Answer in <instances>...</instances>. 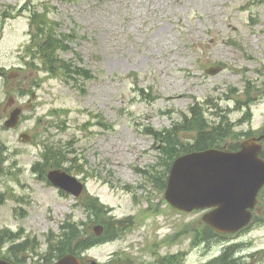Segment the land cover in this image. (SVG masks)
<instances>
[{
	"label": "rangeland",
	"instance_id": "rangeland-1",
	"mask_svg": "<svg viewBox=\"0 0 264 264\" xmlns=\"http://www.w3.org/2000/svg\"><path fill=\"white\" fill-rule=\"evenodd\" d=\"M28 5L38 11L54 8L52 20L60 23V32L75 38L60 58L71 61L72 69L90 71V79L64 71L49 77L41 60L25 67L32 28L29 13L18 10ZM215 65L225 69L215 71ZM210 68L213 74L207 73ZM0 69V144L9 151L3 169L19 179L0 180V192L14 196L6 195L0 205V231L37 236L46 253L43 234L50 229L58 234L69 215L86 227L101 220L109 231L111 218L126 220L129 225L119 234L87 254L101 264L120 257V264H141L148 254H168L167 245L158 251L153 246L179 229L185 231V243L171 252L188 251L203 238L195 231L202 213L174 212L165 201L163 178L158 175L156 182L155 177L164 172L167 159V167L171 164V149H162L163 139L146 129H172L195 106L203 108L204 120L186 125L179 147L196 143L198 128L211 132L219 123L232 146L264 130V0H0ZM24 86L36 96L33 110L25 112L33 119L5 130L9 112L31 98L32 92L18 93ZM23 132L34 141L21 142ZM43 145L77 159V172L70 173L100 204L87 210L33 173V164L44 158ZM161 154L163 166L158 165ZM260 209L261 219L264 204L263 213ZM183 224L192 226L184 230ZM227 244L201 242L186 264L206 262ZM229 244L245 250L237 256L263 253L264 222Z\"/></svg>",
	"mask_w": 264,
	"mask_h": 264
},
{
	"label": "water",
	"instance_id": "water-1",
	"mask_svg": "<svg viewBox=\"0 0 264 264\" xmlns=\"http://www.w3.org/2000/svg\"><path fill=\"white\" fill-rule=\"evenodd\" d=\"M18 113L8 125L14 126ZM261 148L253 140L242 145L237 153L219 150L192 153L179 158L171 171L166 198L180 210L218 207L205 219L220 231H234L250 218L246 211L254 207L264 186V161L259 158ZM52 182L79 195L83 186L76 178L61 171L50 174ZM0 264H8L0 260ZM57 264H81L73 256H66Z\"/></svg>",
	"mask_w": 264,
	"mask_h": 264
},
{
	"label": "trees",
	"instance_id": "trees-1",
	"mask_svg": "<svg viewBox=\"0 0 264 264\" xmlns=\"http://www.w3.org/2000/svg\"><path fill=\"white\" fill-rule=\"evenodd\" d=\"M31 28L32 40L26 49L27 60L24 62L25 65L33 67L34 63L41 60V65L49 74L53 76H61L62 71H64V75L70 76L71 78L75 76H83L86 79H90L91 76L89 72H85L77 68L72 69V63L62 61L59 57L61 52L69 49L68 46H66V42L71 38L70 36L60 32V25L58 22L52 21L44 13L34 12L31 17ZM31 58L33 61L28 62ZM203 120L204 119L201 113L193 110L192 119L186 118L183 124L175 126L173 130L169 131L165 135V138L172 150H181L180 152H172L170 154L172 157L171 164L180 154L193 150L207 149L215 145L218 146L223 142L224 138H227V132L222 125L215 127L211 132L206 131L204 128H198L200 132L198 133V137L195 139L196 143L179 147L181 141L179 139V135L184 130L186 125L190 123L194 124L202 122ZM171 164L168 165L167 169H170ZM89 245L90 240L86 239L84 235H81L78 231V227L74 226L70 234L59 241V245L56 246V253L77 254L81 247L88 248L90 247ZM21 248V245L14 246L10 248V253L17 254L18 250Z\"/></svg>",
	"mask_w": 264,
	"mask_h": 264
},
{
	"label": "flooded vegetation",
	"instance_id": "flooded-vegetation-1",
	"mask_svg": "<svg viewBox=\"0 0 264 264\" xmlns=\"http://www.w3.org/2000/svg\"><path fill=\"white\" fill-rule=\"evenodd\" d=\"M149 255H150V259L145 260L146 262H142V263H145V264H181V261H183V259L180 256H178V254H173V256L177 255V257L176 256L173 257L172 254H149ZM82 257L84 258L83 259L84 264L90 263V260L87 259L84 255H82ZM114 263L115 261L113 260H109L108 262H106V264H114Z\"/></svg>",
	"mask_w": 264,
	"mask_h": 264
}]
</instances>
